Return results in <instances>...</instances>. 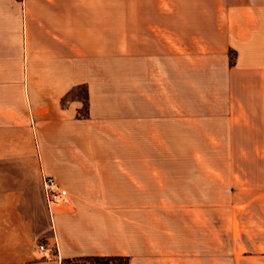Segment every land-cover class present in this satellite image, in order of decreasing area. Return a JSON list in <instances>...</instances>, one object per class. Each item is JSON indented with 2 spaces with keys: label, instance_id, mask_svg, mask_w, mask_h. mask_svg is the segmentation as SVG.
Segmentation results:
<instances>
[{
  "label": "crops",
  "instance_id": "0c3cea01",
  "mask_svg": "<svg viewBox=\"0 0 264 264\" xmlns=\"http://www.w3.org/2000/svg\"><path fill=\"white\" fill-rule=\"evenodd\" d=\"M79 84L86 118L60 104ZM188 128L226 157L155 153ZM75 146L89 153H63ZM219 161L242 164L264 214V0H0V264H187L164 246L187 235L165 229L156 212L171 204L154 196L174 164ZM41 170L73 206L48 210ZM40 242L56 260L36 257Z\"/></svg>",
  "mask_w": 264,
  "mask_h": 264
},
{
  "label": "rangeland",
  "instance_id": "374dc122",
  "mask_svg": "<svg viewBox=\"0 0 264 264\" xmlns=\"http://www.w3.org/2000/svg\"><path fill=\"white\" fill-rule=\"evenodd\" d=\"M11 41L13 42V39ZM82 92V90H75L68 97H76ZM82 107L78 110L81 113L84 111ZM171 142L174 147L163 150L156 148L155 153L201 154L208 158L212 154L219 159L225 158L227 154L225 146L211 150L209 146L203 145V139L196 131L189 128L186 138H175ZM63 151L71 156L89 153L87 148L80 146L66 147ZM174 165L177 170L171 174L169 182L165 181L169 185L166 187V193L154 196L156 203L166 202L171 206L159 208L156 214L163 218L165 229L169 227L171 233L176 235L185 232L187 239L184 242L179 235L172 238L170 243L164 241V246L170 244L172 251L184 252L187 264L195 263L194 252L201 253L202 264H264V214L249 206V203L257 204L259 197L256 196L253 201H250V196L247 193L244 194L242 164L219 161ZM42 172L45 171H40L41 177ZM68 192L70 201L60 206H73V194L69 190ZM184 202L201 203L202 207L195 211L173 206ZM195 238H197L196 243ZM41 243L44 242L39 244ZM211 254L217 256L211 260ZM36 257L45 260L37 252ZM59 264H63V258Z\"/></svg>",
  "mask_w": 264,
  "mask_h": 264
},
{
  "label": "built area",
  "instance_id": "2783aa9c",
  "mask_svg": "<svg viewBox=\"0 0 264 264\" xmlns=\"http://www.w3.org/2000/svg\"><path fill=\"white\" fill-rule=\"evenodd\" d=\"M42 185L46 206L50 212L55 206L65 205L70 201L68 189L52 173L42 172ZM37 253L45 260H51L57 257V248L54 244L41 243L37 246Z\"/></svg>",
  "mask_w": 264,
  "mask_h": 264
},
{
  "label": "trees",
  "instance_id": "16d2710c",
  "mask_svg": "<svg viewBox=\"0 0 264 264\" xmlns=\"http://www.w3.org/2000/svg\"><path fill=\"white\" fill-rule=\"evenodd\" d=\"M75 90H82V93H78L76 97L69 98L68 96ZM69 98V99H68ZM73 100H79L83 103V113H77L78 118H86L89 116V99L88 91L85 84H79L72 87L60 100L62 107H66L68 102ZM129 256H102V255H91V256H80L64 258L63 264H129Z\"/></svg>",
  "mask_w": 264,
  "mask_h": 264
}]
</instances>
